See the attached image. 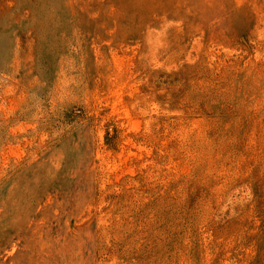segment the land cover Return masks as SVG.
<instances>
[{
	"label": "rangeland",
	"instance_id": "1",
	"mask_svg": "<svg viewBox=\"0 0 264 264\" xmlns=\"http://www.w3.org/2000/svg\"><path fill=\"white\" fill-rule=\"evenodd\" d=\"M0 264H264V0H0Z\"/></svg>",
	"mask_w": 264,
	"mask_h": 264
}]
</instances>
